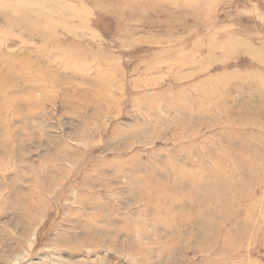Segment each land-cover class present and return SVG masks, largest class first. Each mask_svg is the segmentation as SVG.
Returning <instances> with one entry per match:
<instances>
[{
    "label": "rangeland",
    "instance_id": "1",
    "mask_svg": "<svg viewBox=\"0 0 264 264\" xmlns=\"http://www.w3.org/2000/svg\"><path fill=\"white\" fill-rule=\"evenodd\" d=\"M261 142L264 0H0V264H264Z\"/></svg>",
    "mask_w": 264,
    "mask_h": 264
},
{
    "label": "bare ground",
    "instance_id": "2",
    "mask_svg": "<svg viewBox=\"0 0 264 264\" xmlns=\"http://www.w3.org/2000/svg\"><path fill=\"white\" fill-rule=\"evenodd\" d=\"M255 140H257V139L251 137V138H246V140H244V142L248 143V146H250V145L255 143ZM261 143H262L261 148L264 150V143L263 142H261ZM250 152L251 151L246 152L244 159L241 160L242 162L239 163L238 167H236L235 169H229L226 172H224L223 170L221 171L220 167L225 163H228L229 165H231L234 160H231L232 158H230V157H228L229 159L225 158V155L221 156V158H220L221 160L219 159V157L216 159L217 162H216V165L214 168V172H213L214 174H212V175L227 179V182L224 185V189H223L224 191H226L230 194L236 193V196H238V195L239 196H248V195H250L251 188L256 184L259 185V180L264 175V166L257 164L256 161L253 158H251ZM227 156H229V155H227ZM209 174L210 173L202 175L200 177V182H197L195 184V187H200L205 181L210 180L211 176ZM255 176H257V177L260 176L258 181H255V178H256ZM237 177H241L243 179L252 177L253 180H251L249 182H247L245 180L244 183H242V182L240 183V182L236 181ZM190 195H189V197L193 198L195 194L191 193ZM262 196H264V194ZM205 199L209 203L215 202L216 204H218V202H219L218 198H216L214 195H211L209 198H205ZM205 199L202 200L201 204H205L207 202ZM263 200L264 199H262L261 202H263ZM255 209H256V207H255ZM203 213H205L204 210H202V215H203ZM234 221H235V223H234L235 225L237 223H239V219H236ZM230 232H232V230Z\"/></svg>",
    "mask_w": 264,
    "mask_h": 264
}]
</instances>
